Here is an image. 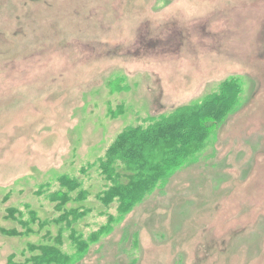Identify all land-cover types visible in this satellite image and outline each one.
I'll use <instances>...</instances> for the list:
<instances>
[{
    "label": "rangeland",
    "instance_id": "rangeland-1",
    "mask_svg": "<svg viewBox=\"0 0 264 264\" xmlns=\"http://www.w3.org/2000/svg\"><path fill=\"white\" fill-rule=\"evenodd\" d=\"M230 78L239 104L196 161L77 264H264V0H0V264L41 240L5 235L20 230L7 209L56 218L46 196L68 175L92 209L77 229L97 230L116 206L81 167Z\"/></svg>",
    "mask_w": 264,
    "mask_h": 264
},
{
    "label": "trees",
    "instance_id": "trees-1",
    "mask_svg": "<svg viewBox=\"0 0 264 264\" xmlns=\"http://www.w3.org/2000/svg\"><path fill=\"white\" fill-rule=\"evenodd\" d=\"M242 88L241 78H230L200 101L127 126L103 156L81 167L79 172L86 176L90 169H95L103 183L95 195L98 202L104 207L116 206V215L109 214L97 230L84 235L77 229L76 225L92 209L82 205L89 196L83 182L68 175L58 176L57 190L46 196L54 204L56 218L42 220L27 204L23 210L7 209L5 218L16 222L20 230H3L5 235L35 234L41 238L36 244H28L20 258L10 255L7 264L79 263L90 247L108 235L146 196L163 186L177 170L196 161L216 129L238 106L237 97L231 104L229 100L232 93L238 96ZM72 203L76 205L70 206ZM51 226H56V234L51 233Z\"/></svg>",
    "mask_w": 264,
    "mask_h": 264
}]
</instances>
